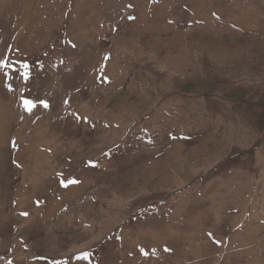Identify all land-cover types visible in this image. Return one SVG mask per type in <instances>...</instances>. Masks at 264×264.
<instances>
[{
  "label": "rangeland",
  "instance_id": "1",
  "mask_svg": "<svg viewBox=\"0 0 264 264\" xmlns=\"http://www.w3.org/2000/svg\"><path fill=\"white\" fill-rule=\"evenodd\" d=\"M0 60V264H264V0H0Z\"/></svg>",
  "mask_w": 264,
  "mask_h": 264
},
{
  "label": "snow or ice",
  "instance_id": "2",
  "mask_svg": "<svg viewBox=\"0 0 264 264\" xmlns=\"http://www.w3.org/2000/svg\"><path fill=\"white\" fill-rule=\"evenodd\" d=\"M73 47H75V45H73ZM0 64H4V61L3 60H0ZM20 67L23 70L21 72V75L24 76L25 78H27L29 65L27 63H23V64L20 65ZM41 103L43 104L44 107H48V104H47L46 101H41ZM23 104H24L26 110H28V111H31V109L33 107H35V104L31 100H28V99L23 100ZM61 183H62V185L65 188H67L70 184H78L79 181L77 179L72 178V179L62 180ZM23 215H27V213L25 212V213H23ZM87 255L88 254H84V257L83 258L86 259L87 258ZM78 259H79V257H78ZM53 264H57V262H53Z\"/></svg>",
  "mask_w": 264,
  "mask_h": 264
}]
</instances>
